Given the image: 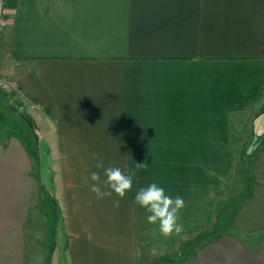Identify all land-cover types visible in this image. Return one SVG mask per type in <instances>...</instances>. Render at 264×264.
Wrapping results in <instances>:
<instances>
[{
    "label": "crops",
    "instance_id": "0c3cea01",
    "mask_svg": "<svg viewBox=\"0 0 264 264\" xmlns=\"http://www.w3.org/2000/svg\"><path fill=\"white\" fill-rule=\"evenodd\" d=\"M6 14L0 76L18 90L6 106L26 120L9 106L23 104L37 130L26 120L24 140L0 108V264H36L45 240L44 146L52 159L95 152L125 173L147 165L119 207L94 198L89 166L55 182L67 264H158L194 236L171 264H264V0H6ZM243 158L245 196L219 217ZM158 160L181 162L159 172ZM153 182L185 202L179 235H161L134 202Z\"/></svg>",
    "mask_w": 264,
    "mask_h": 264
},
{
    "label": "rangeland",
    "instance_id": "374dc122",
    "mask_svg": "<svg viewBox=\"0 0 264 264\" xmlns=\"http://www.w3.org/2000/svg\"><path fill=\"white\" fill-rule=\"evenodd\" d=\"M0 77L1 80H5L3 76ZM10 102L11 99L0 100V108H5V106ZM3 111L4 113H2L1 118H3L4 114H6V120L4 122L10 127L13 126V128L16 129V133L24 138V140L27 141L30 139L31 137H28L32 132L29 123H27V121L21 118L18 114L14 113L10 108H8V106H6V109H3ZM1 121H3V119H1ZM41 147H43V145H41ZM38 154L41 158H38L36 163L37 167H39L36 177L41 179L46 190V192L42 194L43 198L40 201L41 205H39L38 211V216L41 220L39 224L40 233L43 228L45 236L42 237L45 240L43 241L40 239L41 241L39 243L35 242V253L30 255V260L34 261L36 264H41L43 262L46 264H67L65 256L67 236L64 232L63 211L56 203V199L53 198L55 188L54 184L55 182L65 183L68 179V172L70 168L74 169L79 166H89V168L94 171L96 161L80 159H52L48 157L45 146ZM103 162L105 166L118 165L117 160H103ZM176 162H181V160H158L159 172L165 169V164H177ZM231 165V171L224 180V196L217 204L216 212L219 217L220 214L222 215L225 213V206L230 204L227 203L225 199H233L234 201H237L242 199L246 192L245 185H247L249 179V174L247 172V160L244 158L231 160ZM224 218L225 217H223L222 221H224ZM199 240L200 239L196 236L191 237L189 241H185L187 243H185L186 245L183 252L176 254L175 256L159 257L158 264H171L186 260L195 251Z\"/></svg>",
    "mask_w": 264,
    "mask_h": 264
},
{
    "label": "clouds",
    "instance_id": "9594fccd",
    "mask_svg": "<svg viewBox=\"0 0 264 264\" xmlns=\"http://www.w3.org/2000/svg\"><path fill=\"white\" fill-rule=\"evenodd\" d=\"M90 158L96 161L94 165L96 169L103 170L104 178L102 179L100 171L91 172L90 179L93 183L90 185L89 191L96 200H103L115 195L117 199L114 200V207H119L120 200L132 190L137 170L145 169L147 166L146 163H136L135 169L125 173L119 167H105L103 160L95 152L90 154ZM134 202L149 213L147 222L153 225L158 224L159 232L164 237L179 235L183 231V225L179 222V214L185 207L182 197L173 198L167 195L163 187L153 182L136 192Z\"/></svg>",
    "mask_w": 264,
    "mask_h": 264
},
{
    "label": "built area",
    "instance_id": "2783aa9c",
    "mask_svg": "<svg viewBox=\"0 0 264 264\" xmlns=\"http://www.w3.org/2000/svg\"><path fill=\"white\" fill-rule=\"evenodd\" d=\"M6 15H7L6 14V0H0V37L4 34V32L6 31L8 27V19ZM0 88L4 92L10 93V94H14L18 91L14 82L10 80L6 81V79L1 80V77H0Z\"/></svg>",
    "mask_w": 264,
    "mask_h": 264
},
{
    "label": "trees",
    "instance_id": "16d2710c",
    "mask_svg": "<svg viewBox=\"0 0 264 264\" xmlns=\"http://www.w3.org/2000/svg\"><path fill=\"white\" fill-rule=\"evenodd\" d=\"M13 96H14L13 94L6 93L0 88L1 99L8 100V99H12ZM9 106L13 107L19 114H23L24 118L31 124L33 130L36 132L37 130L36 124L33 122L32 118L28 114H26V109L23 106V104L14 102V105H9Z\"/></svg>",
    "mask_w": 264,
    "mask_h": 264
}]
</instances>
